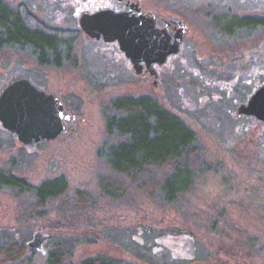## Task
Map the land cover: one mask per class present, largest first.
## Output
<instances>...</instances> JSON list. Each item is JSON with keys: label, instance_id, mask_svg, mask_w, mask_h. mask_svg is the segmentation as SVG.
I'll use <instances>...</instances> for the list:
<instances>
[{"label": "rangeland", "instance_id": "obj_1", "mask_svg": "<svg viewBox=\"0 0 264 264\" xmlns=\"http://www.w3.org/2000/svg\"><path fill=\"white\" fill-rule=\"evenodd\" d=\"M3 1L13 7L22 3L38 23L61 28L71 38L68 58L60 66L39 64L28 48H0V90L26 77L53 93L68 116L56 137L30 144H22L0 122V171L10 168L34 184L59 178L67 186L41 218L28 217L26 195L0 188V243L26 245L23 259L5 264H45L55 240L72 249V264L96 252L136 264H264V121L237 113L238 104L264 82V27H258L254 46L241 43L232 50L249 62L228 90L218 69L219 63L231 65L225 53L229 48L209 39L204 26L212 11L205 8L214 7L207 5L213 2L197 0L188 8L189 0H140L161 13L181 12L188 29L180 52L161 66L154 83L153 76L129 68L117 42L84 33L78 15L87 0ZM255 5L263 15L264 0ZM122 94L155 97L196 134L201 162L176 204L163 203L138 181L130 184L113 173L100 153L108 139L103 106ZM103 178L118 181L120 197L101 194ZM76 190L87 193V202L74 201L72 208ZM217 215L222 218L211 228L210 219Z\"/></svg>", "mask_w": 264, "mask_h": 264}, {"label": "trees", "instance_id": "obj_2", "mask_svg": "<svg viewBox=\"0 0 264 264\" xmlns=\"http://www.w3.org/2000/svg\"><path fill=\"white\" fill-rule=\"evenodd\" d=\"M62 33L61 28L38 23L22 3L13 7L0 0V48H28L39 64L60 66L68 58L71 43V38H65ZM102 113L108 139L102 143L100 153L113 173L126 178L130 184L138 181L136 185L168 205L182 199L201 162V147L195 132L151 95L114 96L103 106ZM11 171L10 168L6 172L0 171V188L6 185L15 194L26 195L29 199L28 217H43L45 209L67 192L65 181L59 178L34 184ZM151 177H155V181ZM99 186L103 196L120 197V184L116 179H100ZM72 200V208L74 201L84 205L87 193L76 190ZM221 218L217 215L210 219V227H215ZM262 219L264 221V215ZM146 239L144 237V241ZM248 243L251 244L252 239ZM72 253V249L55 240L45 264H72ZM25 255L26 245L23 243H0V264L19 262ZM230 257H234L231 252ZM76 264L136 263L106 252H96L83 256Z\"/></svg>", "mask_w": 264, "mask_h": 264}, {"label": "water", "instance_id": "obj_3", "mask_svg": "<svg viewBox=\"0 0 264 264\" xmlns=\"http://www.w3.org/2000/svg\"><path fill=\"white\" fill-rule=\"evenodd\" d=\"M78 23L88 37L102 38L106 42L116 40L137 73L141 72L143 61L154 76V83L157 73L152 63L164 62L169 54L179 49L180 35L175 34L171 40L168 33L154 25L152 18L142 14L103 8L82 12ZM237 113L264 121V82L254 89L246 102L238 104ZM62 114L63 104L58 98L36 87L26 77L11 80L0 90L1 125L15 133L22 144L56 137L65 129Z\"/></svg>", "mask_w": 264, "mask_h": 264}, {"label": "flooded vegetation", "instance_id": "obj_4", "mask_svg": "<svg viewBox=\"0 0 264 264\" xmlns=\"http://www.w3.org/2000/svg\"><path fill=\"white\" fill-rule=\"evenodd\" d=\"M211 1L213 2V5L211 3L207 5L208 6L215 5V6L211 8H205L206 12L210 10L212 11L207 16L208 18H206L207 21H205L204 26H205V30H207L209 39L210 37L212 39H217L223 42L226 45V47L229 48L225 53L226 55H228V57H230L228 61L230 62L231 65L225 66L224 63H219L220 69L218 70H220V72L223 75L222 82L226 83L228 85L227 87L228 90H230L237 83V79L235 75L241 73L242 70H246L248 67L247 63L249 62L248 60H246V58L238 57L236 55L231 54V52L232 50H234L235 47L241 46L240 45L241 43L242 45H244L248 42H252L254 46L256 42V38L258 36V27H264V11H263V15H258L257 13L258 10L255 5L256 0H211ZM195 4H198L197 0H189V4L187 6L189 8L190 6H194ZM103 8H110L114 11H129L130 13H135L138 15L142 14L146 17H150L154 20V25L156 27H158L159 29H163L165 33H168L171 36V40H173V36L175 34L177 36L180 35L178 51L176 53L169 54L166 57L165 61L162 63H157V62L152 63V67H154L157 73V77H159L160 75L159 69L161 68V66L165 65L171 56H174L175 54L180 52L183 44V38L188 30L187 25L184 23L183 19L181 18V14H180L181 12L171 8L170 9L171 11H168L169 13L168 12L166 14L161 13L158 12L152 6H148V5L143 6L140 0H87L83 2V7L79 9V15L82 12L90 13ZM214 10H217V12H214ZM262 34L264 37V32ZM262 34H259V36H261ZM217 36H219V39L216 38ZM113 42H116V40H114ZM253 46L251 45L250 47L247 48H251ZM123 56L125 57L126 61L129 63V68H131L132 71H135L130 58L127 57L124 53ZM141 64L142 65H141L140 74L151 75L147 70L145 63L141 61ZM205 68L206 70L207 69L209 70V67L205 66ZM227 74L228 76L225 78L224 76ZM216 97H218V95H216ZM239 115L251 116L242 113ZM62 117L65 122V119L68 116L62 114Z\"/></svg>", "mask_w": 264, "mask_h": 264}]
</instances>
